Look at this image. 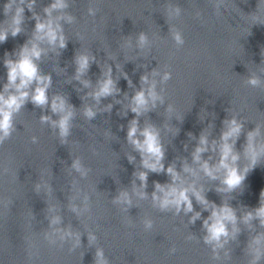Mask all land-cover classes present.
I'll return each mask as SVG.
<instances>
[{
    "label": "clouds",
    "instance_id": "obj_1",
    "mask_svg": "<svg viewBox=\"0 0 264 264\" xmlns=\"http://www.w3.org/2000/svg\"><path fill=\"white\" fill-rule=\"evenodd\" d=\"M61 5L58 3H54L50 5V8H57ZM48 10L46 9V12ZM37 33H40L39 39H47L50 43H55L57 39H60L61 47H65L63 43L62 36H59L56 28L53 27L51 22L43 23L38 22L36 26ZM19 32L17 28L12 35L15 36ZM176 40L180 41L179 34L176 35ZM7 39V33L0 34V42H3ZM144 37L141 35V40L143 41ZM40 51L38 47L34 44L31 50L22 49L21 55L16 61H5V66L8 69V84L5 85V92L8 91L10 86L15 87V93L9 94L8 96H4L0 94V132L3 133L4 136L9 135L10 129L12 128L13 115L19 111V109L23 106L25 101L29 98L30 85L33 82L37 83V88L34 93H32L31 99L34 104L37 106H42L48 103V97L46 94V90L48 84L42 80L39 76L38 67L35 64V60L39 59ZM81 67H87V58H82ZM142 80H146V77H142ZM19 81V83H17ZM251 83L255 84L256 81L252 80ZM112 92V81L111 79L105 80L99 89V92L96 94L99 96H107ZM149 95L155 99V93L149 92ZM134 102L137 106H143L147 103L145 92L140 90L136 92L133 97ZM63 101L60 104H57L55 101L52 103L53 111H57L62 109ZM132 111H137L136 108H133ZM70 115V114H69ZM86 115L91 118L94 116V113L91 110L86 111ZM43 119H47L44 117ZM68 120L69 116H64L59 122L60 133L62 136L68 134ZM233 127L231 128L229 133H226L224 139L227 140V137L239 132V125H236V122H232ZM138 128L136 121L132 122V125L128 131V139L133 143L137 149L141 151L144 156L152 158L155 160L154 164L149 165L147 160H144L146 166L150 167L152 171H156L157 166H159V170H163V165L160 161L163 159V148L158 138V133H156L151 128H145L140 132V135L144 137L143 141L137 138ZM252 155L253 162L255 161V157L257 155L256 150L249 144L248 149ZM199 151V149H198ZM238 159L236 155L232 154V148L230 145L225 144L222 152L221 159V167L226 170V175L224 179V183L228 187H234L239 184L242 177L238 174L237 168L235 166V162ZM168 172L173 175L175 179L176 173L173 172V169L169 167ZM211 175V173H208ZM215 178V177H213ZM142 179L146 180V175L142 174ZM157 188H160V185L157 184ZM192 194H195L193 192ZM264 195V193H262ZM199 199V197H198ZM175 205L177 209H179L182 205H186V210H192V204L190 200V194L188 189L171 187L169 191L164 194V198L161 201V207H166L168 205ZM260 215H264V206L259 210ZM199 215V214H197ZM211 223L208 220H205L204 224L207 229L208 235L205 238L206 242L216 241L219 242L221 237H226L228 235L226 222L235 221V215L233 211L228 207H220L219 209H214L212 211L211 216L209 217ZM98 257H102V251L97 252ZM101 264H106V261H102Z\"/></svg>",
    "mask_w": 264,
    "mask_h": 264
}]
</instances>
